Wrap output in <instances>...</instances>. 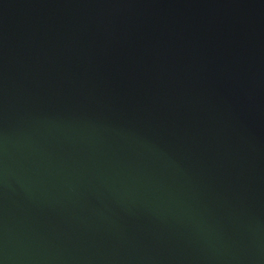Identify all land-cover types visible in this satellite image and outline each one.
<instances>
[{"label": "water", "instance_id": "obj_1", "mask_svg": "<svg viewBox=\"0 0 264 264\" xmlns=\"http://www.w3.org/2000/svg\"><path fill=\"white\" fill-rule=\"evenodd\" d=\"M0 264H264V0H0Z\"/></svg>", "mask_w": 264, "mask_h": 264}]
</instances>
